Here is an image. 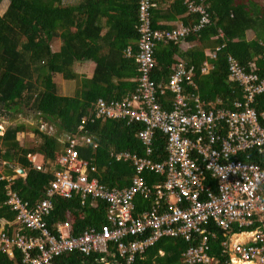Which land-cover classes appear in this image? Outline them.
<instances>
[{
	"label": "trees",
	"instance_id": "16d2710c",
	"mask_svg": "<svg viewBox=\"0 0 264 264\" xmlns=\"http://www.w3.org/2000/svg\"><path fill=\"white\" fill-rule=\"evenodd\" d=\"M1 1V0H0ZM150 9L154 29H167L164 21L180 18L184 25L199 22L200 14L191 12L184 0H153ZM206 11L208 22L183 39L156 40L152 49L153 68L151 78L164 82L182 60L191 68V82L184 81L183 90L195 93L205 108L227 107L243 100V91L237 82L228 78L227 57L231 55L246 71L255 65L259 78L264 68V0H193ZM140 0H75L63 4L62 0H9L0 13V117L23 110L22 104L32 108L43 121L54 124L57 133L50 135L38 127H31L35 143L26 146L18 138L23 123L8 125L0 133V163L8 165L9 173H16L11 185L23 199L36 203L46 196L53 173L60 168L58 134L76 132L83 117H87L85 130L92 134L93 142L78 148L80 157L96 166L94 173L110 188L131 184L135 167L131 161L118 159V152L146 156L144 144L137 138L142 129L140 123L128 125L123 120L95 118L94 103L120 100L132 92L140 72L133 56L126 54L130 46L137 51L138 7ZM254 36L247 37L248 31ZM58 38V51L51 50L50 42ZM184 44V45H183ZM216 50L214 57L207 50ZM208 64L203 71L204 63ZM89 64V73H81L78 67ZM254 66V67H255ZM60 74L65 80L79 84L70 95L57 93L53 76ZM167 92L158 101L166 104ZM253 107L264 113V92L257 94ZM166 106V105H165ZM153 158L166 159L165 136L155 131L151 143ZM28 153H36L45 160L40 170L31 165ZM10 164H19L26 170V177L14 172ZM149 184L163 181L157 173L146 175ZM7 178L0 172V229L12 233L20 228L17 214L7 202ZM216 187V178L210 179ZM152 201L138 197L134 215H142L152 209ZM107 202L97 199L94 205L80 204V197H57L55 209L48 218L50 227L70 220L73 233L79 234L90 226L100 227L107 218ZM224 228L216 220L209 219L201 225L205 233L194 230L186 235L161 237L154 246L133 264H183L185 253L197 246L205 234L208 236L210 263L222 264L229 260L222 242L233 233L252 230L232 223ZM24 233L34 231L21 227ZM100 254L85 255L78 251L67 252L53 260L52 264H112L100 261ZM0 264H22L21 252L11 257L1 249ZM197 264H204L199 262Z\"/></svg>",
	"mask_w": 264,
	"mask_h": 264
},
{
	"label": "built area",
	"instance_id": "2783aa9c",
	"mask_svg": "<svg viewBox=\"0 0 264 264\" xmlns=\"http://www.w3.org/2000/svg\"><path fill=\"white\" fill-rule=\"evenodd\" d=\"M184 2L189 11L201 15L197 24L154 29L150 9L155 3L140 0L137 51L133 54L130 46L126 49L138 65L137 86L120 100L98 98L94 103L95 118L142 125L137 138L146 146V156L117 153L118 159L131 161L135 167L131 184L108 187L94 175L96 166L80 157V146H96L84 127L87 117H83L76 132L63 133L57 158L60 168L54 171L43 199L34 204L23 199L11 185L13 177H6L7 202L21 225L12 233L0 229V246L9 256L14 257L18 250L22 264H52L56 257L78 251L100 254L104 263L133 264L161 237H188L194 230L205 233L201 225L213 219L224 228L232 223L252 227L250 231L233 233L222 242L223 251L229 255L222 264H264V113H258L252 104L254 97L264 92V73L259 78L255 65L248 72L231 55L227 57L228 78L243 91V100L233 103L235 109L205 108L195 93L183 90L184 81L192 83V69L182 60L175 64L166 81L152 79L154 42L183 39L208 22L201 4ZM218 49L219 46L207 53L214 57ZM203 67L206 71L208 64L205 62ZM166 92L171 96L166 104H161L158 98ZM54 128L43 120L38 125L47 134ZM157 130L165 136L164 160H155L150 147ZM37 158L36 153L27 154L31 165L42 170L45 161ZM148 173L163 175L164 180L149 184ZM212 177L216 178V187L210 185ZM73 196L80 197L82 206L94 205L97 199L106 201V222L79 234L73 233L70 220L50 227L48 218L55 209L56 198ZM138 197L152 201L153 207L135 216ZM21 227L34 233H24ZM242 234L248 236L240 239ZM208 246L205 234L199 245L186 251L183 264L210 263Z\"/></svg>",
	"mask_w": 264,
	"mask_h": 264
},
{
	"label": "rangeland",
	"instance_id": "374dc122",
	"mask_svg": "<svg viewBox=\"0 0 264 264\" xmlns=\"http://www.w3.org/2000/svg\"><path fill=\"white\" fill-rule=\"evenodd\" d=\"M70 1L74 2L75 0H62L63 4H70ZM9 0H1L0 1V13L4 11L8 4ZM247 37L254 36L252 31H248ZM60 40L58 38H53L50 42L51 50L53 52L58 51V48L60 46ZM78 70H80L81 73H89V64L82 65L78 67ZM53 81L56 84L57 93L63 94V95H70L75 91V87L77 84H79L75 80H65L60 74H55L53 76ZM23 110L17 113H13L11 117H9V114H4L3 117H0V131H3L8 125H14L16 123H23L25 125L24 129L18 132V138L21 140L22 143H24L26 146L33 145L35 143V135L31 131V127H36L37 122L35 121L36 118L38 120L41 119V117H37V115L33 114L34 110L32 108L26 107L24 104H22ZM53 126H55L53 124ZM58 139V138H57ZM60 146V145H59ZM39 158V157H38ZM7 166V164L0 163V169H4Z\"/></svg>",
	"mask_w": 264,
	"mask_h": 264
},
{
	"label": "crops",
	"instance_id": "0c3cea01",
	"mask_svg": "<svg viewBox=\"0 0 264 264\" xmlns=\"http://www.w3.org/2000/svg\"><path fill=\"white\" fill-rule=\"evenodd\" d=\"M163 23H164V25L175 26V25L180 24V23H181V20H180V18H177L175 21H174V20H172V21H164ZM183 45H184V44H183ZM33 114L37 115V112L34 111ZM37 117H39V116L37 115ZM35 121L38 123L37 126H36V127H38L39 123L42 121V118H41L40 120H38V118H36ZM0 125L2 126V124H0ZM56 130H57V129L54 128V130H52V132L49 133V134H50V135L56 134V133H57ZM3 131H4V130H3ZM3 131H0V133H2ZM57 138H58L59 145H60V146H59V150H61V147H62L61 139L63 138V134H58V135H57ZM38 157H39V158H37V159L41 161V157H40V156H38ZM42 160H43V158H42ZM43 161H45V160H43ZM2 163H3V164H7V163H5L4 161H3ZM10 166L13 167L14 172H17L19 175H21V176H23V177H26V175H27L26 170L24 169V171H22L21 169H23V168L20 167L19 164H10ZM0 172H1V176L3 175V176H5V178L8 177V176H11V177L16 176V173H13V174L9 173L8 165H7L4 169H0ZM7 180H8V179H7ZM245 236H248V235H246V234H242V235L239 236V238H240V239H244ZM251 236H252V234H251ZM239 264H240V263H239Z\"/></svg>",
	"mask_w": 264,
	"mask_h": 264
},
{
	"label": "water",
	"instance_id": "95a60500",
	"mask_svg": "<svg viewBox=\"0 0 264 264\" xmlns=\"http://www.w3.org/2000/svg\"><path fill=\"white\" fill-rule=\"evenodd\" d=\"M22 171H24V169H21Z\"/></svg>",
	"mask_w": 264,
	"mask_h": 264
},
{
	"label": "bare ground",
	"instance_id": "6f19581e",
	"mask_svg": "<svg viewBox=\"0 0 264 264\" xmlns=\"http://www.w3.org/2000/svg\"><path fill=\"white\" fill-rule=\"evenodd\" d=\"M2 129V127H0ZM239 264V263H238Z\"/></svg>",
	"mask_w": 264,
	"mask_h": 264
},
{
	"label": "clouds",
	"instance_id": "9594fccd",
	"mask_svg": "<svg viewBox=\"0 0 264 264\" xmlns=\"http://www.w3.org/2000/svg\"><path fill=\"white\" fill-rule=\"evenodd\" d=\"M55 127V126H54Z\"/></svg>",
	"mask_w": 264,
	"mask_h": 264
}]
</instances>
